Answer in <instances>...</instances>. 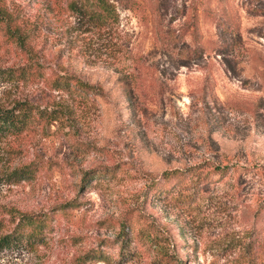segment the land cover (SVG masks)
<instances>
[{
	"label": "rangeland",
	"instance_id": "374dc122",
	"mask_svg": "<svg viewBox=\"0 0 264 264\" xmlns=\"http://www.w3.org/2000/svg\"><path fill=\"white\" fill-rule=\"evenodd\" d=\"M65 1L13 0L32 30L27 53L45 73L76 75L100 94L81 99L43 80H0L2 103L26 97L68 113L0 143V211L48 217L40 242L4 260L72 264L99 246L111 262L90 264H176L139 243L145 217L167 233V253L183 264L242 263L247 234L264 239V13H250L249 0H161L154 11L153 0H113L117 26L97 32L75 24ZM25 54L0 48V66ZM32 160L42 162L32 179H4ZM205 161L237 168L222 178L210 173L188 206L144 198L162 171ZM69 199L74 207H58ZM122 226L133 252L117 261Z\"/></svg>",
	"mask_w": 264,
	"mask_h": 264
},
{
	"label": "trees",
	"instance_id": "16d2710c",
	"mask_svg": "<svg viewBox=\"0 0 264 264\" xmlns=\"http://www.w3.org/2000/svg\"><path fill=\"white\" fill-rule=\"evenodd\" d=\"M160 1L153 0L151 10H158ZM249 1L251 5L248 11L260 13L263 16L264 0ZM45 3V9L48 10L49 6L47 2ZM64 10L68 16L75 20V24L82 25L83 29L88 27L93 31L108 32L117 26L119 12L113 0H66ZM22 13L26 12L13 0H0V48L12 47L26 53L24 62L11 66H0V80L11 87L21 86L32 80H43L50 90H62L73 93L81 99L95 100L100 92L94 85H90L70 73L47 74L45 73L46 65L40 62L35 55L27 53L30 52L27 47L28 33L32 30L25 31L24 26L26 24L23 21ZM231 27L235 30L233 25ZM222 44L227 46L229 43ZM64 112L65 108L62 109L53 103L41 105L26 97H12L5 103L0 102V143L37 129L41 130L48 124L56 123L62 118V115L68 114ZM8 151L10 152V149ZM41 167L42 162L33 160L17 164L12 168L10 167L4 179L12 184L30 180ZM236 168L235 165L228 163L205 161L183 168L164 170L157 179L152 178L148 181L144 198L150 193L155 194L156 197H168L174 205L188 206L195 200L194 193L211 182L208 178L210 173L222 178ZM93 170L83 173L80 186L83 185L86 176L91 174ZM74 206L73 199H69L58 207ZM47 219L46 213L19 212L12 207L0 211V264H8L4 258L14 251L32 247L33 244L40 242L43 238L42 232ZM125 228L126 226H122L116 235V240L119 241V258L117 261L128 258L129 254L133 252L126 248L128 228ZM161 231V227L156 225L152 219L142 217L141 223H139V243L144 246V249L156 250L159 259L163 262L172 258L176 264H183L176 256L171 257V254L167 253L168 235ZM247 235L244 242H240L242 250V263L240 264H264V256L260 254L264 252V239L258 244L257 239L252 238L250 234ZM97 261L111 262L99 246H94L76 255L72 264H90Z\"/></svg>",
	"mask_w": 264,
	"mask_h": 264
}]
</instances>
